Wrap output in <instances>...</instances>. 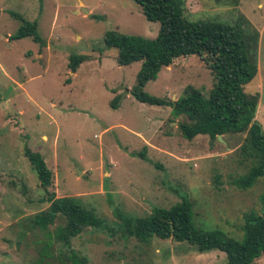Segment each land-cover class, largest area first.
<instances>
[{"label": "rangeland", "instance_id": "374dc122", "mask_svg": "<svg viewBox=\"0 0 264 264\" xmlns=\"http://www.w3.org/2000/svg\"><path fill=\"white\" fill-rule=\"evenodd\" d=\"M183 1L189 22L239 25L258 36L257 74L243 91L257 95L255 121L264 132V0ZM23 21L36 24L38 42L12 39ZM158 30L133 0H0V264H73L72 255L74 264H227L218 250L141 241L125 227L186 199L195 226L241 240L244 215L262 213L264 177L245 190L235 184L253 166L240 154L245 135L185 139L178 129L185 117L132 96L141 62L118 66L117 50L104 42L106 32L153 39ZM72 55L87 58L73 74ZM212 85L191 55L161 68L143 91L173 102L190 89L206 97ZM27 150L52 173L48 193ZM60 197L76 198L105 226L85 228L67 244L56 239L61 218L34 227Z\"/></svg>", "mask_w": 264, "mask_h": 264}, {"label": "trees", "instance_id": "16d2710c", "mask_svg": "<svg viewBox=\"0 0 264 264\" xmlns=\"http://www.w3.org/2000/svg\"><path fill=\"white\" fill-rule=\"evenodd\" d=\"M133 1L141 7L147 21L159 24L156 37L147 39L115 32H106L104 36L106 47L115 48L118 52V66L141 62L132 96L139 103L170 106L173 116L185 117L178 129L187 140L207 135L211 142H217L218 135H245L240 154L253 166L235 184L243 190L251 187L264 177V132L255 121L258 97L247 95L243 87L257 74L258 36L246 33L239 25L218 21L189 22L185 17L183 0ZM27 37L39 41L36 24L23 21L12 39ZM191 55L198 56L213 78L212 88L206 97L200 91L190 89L185 98L172 102L152 97L143 91L145 84L155 80L161 68L171 65L176 58ZM85 60V56H70V73H75ZM118 101V97L113 99L112 108H117ZM25 156L35 171L40 188L48 193L53 177L43 158L29 150L25 151ZM259 202L262 209L260 215L254 212L244 215L241 240L195 226L192 222V205L186 199L166 210L155 209L148 217L136 220L132 228L126 226L125 229L127 234L141 241L150 236L172 239L177 243L189 244L199 254L218 250L226 255L227 264H255L258 258L264 257V189ZM57 218H61L63 224L57 229L56 239L64 240L65 244L85 228L99 229L105 226L104 220L71 197L53 198L32 224L43 228L53 224ZM69 258L73 264L77 261L74 255Z\"/></svg>", "mask_w": 264, "mask_h": 264}, {"label": "water", "instance_id": "95a60500", "mask_svg": "<svg viewBox=\"0 0 264 264\" xmlns=\"http://www.w3.org/2000/svg\"><path fill=\"white\" fill-rule=\"evenodd\" d=\"M217 140H218L219 142L224 143V141L222 140V137H221L220 135L217 136Z\"/></svg>", "mask_w": 264, "mask_h": 264}, {"label": "crops", "instance_id": "0c3cea01", "mask_svg": "<svg viewBox=\"0 0 264 264\" xmlns=\"http://www.w3.org/2000/svg\"><path fill=\"white\" fill-rule=\"evenodd\" d=\"M169 66H170V65H169ZM169 66H168V67H169ZM166 68H167V67H166Z\"/></svg>", "mask_w": 264, "mask_h": 264}]
</instances>
